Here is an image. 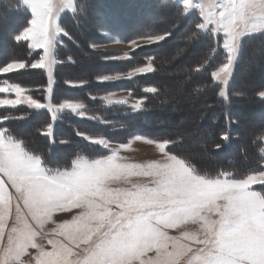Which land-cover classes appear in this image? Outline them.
Returning a JSON list of instances; mask_svg holds the SVG:
<instances>
[{
	"label": "snow or ice",
	"instance_id": "6c2138e0",
	"mask_svg": "<svg viewBox=\"0 0 264 264\" xmlns=\"http://www.w3.org/2000/svg\"><path fill=\"white\" fill-rule=\"evenodd\" d=\"M22 3L32 18L15 39L30 40L33 48L43 49V56L31 67L47 71V102L26 95L19 84H10L0 86V93H14L16 98L0 99V106L46 109L52 120L65 110L84 117L83 103L66 99L57 104L52 98L54 69L59 63L56 49L61 34L69 36L58 21L65 10L82 12L83 5L77 0ZM183 11H198L195 28L201 34L214 40L222 34L227 55L210 75L222 86L219 95L227 99L241 40L264 32V0H184ZM142 39L158 42L165 35ZM131 45L141 46L136 39ZM208 63L210 58L205 67ZM25 67L24 63H9L0 72ZM153 70L149 62L127 76ZM118 78L105 75L100 79ZM146 91L155 93L157 89ZM260 95L264 97V92ZM104 99L109 104H129L124 98ZM142 103L130 106L140 109ZM43 135L54 136L51 123L46 124ZM78 135L109 154L92 159L78 156L69 167L52 168L9 128L0 127V264H31L23 259L30 255L29 249L36 250L35 264H264V192L253 188L264 186V168L241 178L223 171L215 176L201 174L185 159L166 151L169 140L147 141L157 145L161 159L129 163L120 151L130 145L113 146L102 137ZM260 151L264 153V148ZM132 177L147 179L134 181ZM73 208L80 211L71 221L57 223L54 219L57 212ZM49 224L54 227L45 231ZM188 224L198 228L187 231L184 226ZM169 229H177L179 234L170 235ZM38 238L46 239L51 249Z\"/></svg>",
	"mask_w": 264,
	"mask_h": 264
},
{
	"label": "trees",
	"instance_id": "16d2710c",
	"mask_svg": "<svg viewBox=\"0 0 264 264\" xmlns=\"http://www.w3.org/2000/svg\"><path fill=\"white\" fill-rule=\"evenodd\" d=\"M124 1L128 2V4L132 1L131 3L140 5L137 1L141 0ZM108 2V0H77L78 4L83 5V11L66 13L61 17L62 28L69 33V36L63 39L61 45H58L61 63L56 68V83L52 95L54 102L57 104L66 99L84 103L86 113L89 117L80 118L76 114H67L68 116L65 118H60L59 123L54 125V136L51 139V137L40 134V131L43 130L46 124L52 123L51 117L48 114L45 119L37 117L34 114L35 110H33V113L27 111L21 115H9L21 120V122L17 121V123L19 122V129L26 124L25 121L28 118V121L36 119L32 122V129L34 130L33 133L39 136V139L35 141L36 143L34 145L38 150L34 151H38L37 153H40L44 157L47 156L50 160H52L51 153L56 149L62 151L69 148L72 157L78 154L87 155L89 151L93 150V147L89 142L80 138L81 136L78 133H92L87 129L89 128L93 129L96 134L103 135L107 138H109L110 134L117 135L122 133V137H125L124 140L133 135H143L161 141L169 140L171 141L168 145L169 151L191 163L201 174L215 176L223 171L232 173L237 178H241L262 168L264 153L260 150L264 148L262 139L264 138V97H261L260 93L264 92V83L257 85L255 87L256 90L254 89L250 93H247L245 86H243L245 82L242 80V77L249 72L250 66L246 69L244 66L246 60L251 55L255 54L253 56L256 57L259 55L258 59L261 58L264 62V32L243 38L240 57L236 62L230 84L229 96L225 99L219 95L221 86L215 83L210 75L211 71H214L216 67L220 66L226 58V52L221 39L218 36L214 40L210 36L201 34L195 29L196 23L193 17L192 20L188 16L183 17L177 12L178 8L175 6L173 10L177 12V15L169 22V30L162 31V29H165V26L159 22L156 26L159 31L155 30V28L147 35H139L141 37L165 35L164 40L154 44L140 46L133 50L130 53V57L122 60L118 66L110 63L109 59L103 57L109 56L105 52L100 51L101 55H103L102 59L98 57L99 53L93 52L94 48L90 44L94 40L99 41L102 38L99 33L110 27L102 19V15H108L106 14L108 11ZM156 8H159V6L156 5ZM92 11L102 16L101 21L103 26L100 25V28L94 27L90 29L88 28L89 23L87 21H84L83 24L77 22L81 18L82 13L83 16L88 17L89 12ZM6 15L8 18L12 16L13 18L11 20L14 19L17 21V24L16 27H12L15 30L12 33H7V37H5V41L8 43L6 48L11 52L10 54L2 56V50H0V56L3 58L2 64L0 65L4 66L14 61H22L27 66H30L33 61L39 59L35 57L40 51H32L27 41H18L15 37L20 33V30L29 26L31 13L23 5L22 0H0V20H4L3 17ZM1 27H3L2 23L0 24ZM110 30L112 31V27H110ZM182 30L184 32L177 38V33ZM79 31H83L81 37H78ZM112 33L114 34L113 31ZM133 35L136 34L134 33ZM87 37L92 38L93 41L91 40L88 43ZM134 37L129 36L126 39H133ZM174 38L177 40L171 42ZM75 42L82 44L83 49L81 50L82 47L78 48ZM162 48L170 49V52L180 49L184 53L182 56L179 55L171 65H167L166 67V64H163L161 59L164 53V50H161ZM78 50L84 51L82 53L87 55V57L92 56L91 60H89L90 62L98 58L100 60L98 61L99 64L103 66V71L92 72L89 75L83 76L76 75L75 71L71 72L74 74H64V68H74V65L77 63L76 56L80 59ZM196 52L198 55L193 56ZM206 58H210V63H208L207 67H205ZM185 60L187 62L182 66L180 74H177L174 66H179V63ZM149 62L154 69L152 72L137 75L129 81L133 93L143 101L138 111L119 110L121 107L112 106L110 108L107 104L102 103L95 104V97H100L104 93L111 91L108 88H104L105 85L103 84L106 81H99L100 76L106 73L115 74L119 71L130 70L148 64ZM255 64L253 65L254 68L259 69V62L257 61ZM164 68L168 70L172 69L171 73L167 75L164 72L161 73ZM33 69L35 68L22 69L17 71V74L21 78L28 76L22 78L26 82L25 87L30 88L31 95H35L36 91H38V96H40L44 94L47 87L46 77L43 72H37ZM262 73H264V68H262ZM36 74L37 76L33 77ZM79 77H83V79H79ZM171 82L175 83L178 92L165 91V88ZM70 84L79 85L72 87ZM150 87L156 88L157 91L155 93L147 92L146 89ZM249 97L252 106L251 112L254 113V116H257V119L253 120H258V123L254 124L250 122L253 120H248L251 129L248 130V135H246L247 142L240 143L242 132L239 130V126L242 124V120L245 119H242L238 114V105L245 104ZM100 108L103 112H99ZM94 112L96 113L94 114ZM168 112L172 113L169 114ZM95 115L102 116V118L106 116L114 117L108 122L106 120L108 124H105L96 119ZM189 115L191 121L187 122ZM166 116L167 118H165ZM173 116L174 120L170 123L169 120ZM130 121H132V125ZM19 129L16 132L19 133ZM12 133L13 135L15 134L14 131ZM225 134L229 137L227 140L223 139ZM200 135H204L206 140H201L198 144L193 145V140ZM117 140L121 141L119 139ZM233 148H237V153L234 154L232 152ZM199 152L200 154L202 152L204 158L195 156ZM213 153L224 155L225 157L215 159Z\"/></svg>",
	"mask_w": 264,
	"mask_h": 264
},
{
	"label": "rangeland",
	"instance_id": "374dc122",
	"mask_svg": "<svg viewBox=\"0 0 264 264\" xmlns=\"http://www.w3.org/2000/svg\"><path fill=\"white\" fill-rule=\"evenodd\" d=\"M108 1H109L108 5H107L108 11L106 12V14H108V15H102L103 16L102 17V16H99V14H97L96 12L92 11V12H89L90 14L87 17V16H83V13H82L81 18L77 22L83 24L84 21H87L89 23L88 28L93 29L94 27L100 28L101 26H103L102 22H101V20L103 19L106 21L107 25L112 27V31L114 32V34L110 30V27L106 26L109 29H105L104 31H101L102 34H101V32L99 33L100 37H102L99 41H96V40L93 41L92 38L87 37V42L89 43V42H91V40L93 41L90 44V46L94 48L93 52L99 53L98 57H101V59H102L103 55H101L100 51L105 52L109 56H103V57L109 59L110 63L117 65V66H118V64H120V62H122V60L128 59L130 57V53L133 50L139 48V47H136L134 45H131V41L133 39H136L141 46L156 43V42H150V41L144 40L139 35H142V34L147 35L148 33H150V31L152 32L156 28V26L159 22H161L165 26V29H162V31L169 30L168 29L169 22L173 20V18L177 15V12L180 13L183 17L188 16V18H190L191 20L193 17V19L195 20V23H197L200 20L198 11H189L188 13H185L183 11L184 0H141V1H137V2H139L140 5H135V4L131 3L132 1L129 4H128V2H126L124 0H108ZM133 2H135V1H133ZM156 5L159 6V8H156ZM174 6L178 8L177 12L175 10H173ZM29 11H30V9H29ZM99 11H100V9H99ZM30 13H31V11H30ZM67 13H72V12L69 11ZM61 17L59 18V21H58V23L60 25H61V19H62ZM101 17H102V19H101ZM12 18H13L12 16L10 18H8L6 15L3 17L4 20H2V19L0 20V24L1 23L3 24V27L0 28V50H2L1 51L2 56H5L6 54H10V52H11L9 49L6 48L8 43L5 41V37H7V33H9V32L12 33L15 30V29H12V27H16L17 21H15L14 19H13L14 21L11 20ZM31 18H32V13H31ZM30 21H31V19H30ZM29 26H30V22H29ZM61 27H62V25H61ZM184 27H183V30H184ZM10 29H12V30L10 31ZM23 30L24 29L20 30L19 34H21ZM155 30H158V28H156ZM183 30L181 32L177 33V38H179L180 34L182 32H184ZM134 33L136 35H133ZM82 34H83V31H79L78 37H81ZM11 36H13V34H11ZM129 36H135V37L133 39H126V37H129ZM151 36H154V35H151ZM64 38L66 39V37L61 34V36H60L61 43L58 45L62 44ZM219 38L221 39L222 45H223L222 34L219 36ZM176 40L177 39L174 38L173 40H171V42H174ZM242 40H241V43H242ZM29 43L31 45V41ZM75 43L78 46V48L82 47L81 50L83 49L82 44H79V42H75ZM144 43H147V44H144ZM81 50H78V55H79L80 59H78V57L76 56L77 63H76V65H74V68L73 69L64 68L63 69L64 74L65 73L74 74L71 72L75 71L76 75L83 76V75H89L92 72H102L103 66H101V64H99V62H98L100 60H98V58H96L95 61L90 62L89 60H91L92 56L87 57V55L82 53L84 51H81ZM161 50L162 51L164 50L163 51L164 53H163L161 59H162V63L166 64V67H167V65H171L173 63V61L179 55L182 56L184 53L180 49H176V51L173 50V52H170L169 51L170 49H166V48L165 49L162 48ZM38 53H39V55H38ZM38 53H37L35 58L40 59L43 56V49H41L40 52H38ZM59 55L60 54L58 53V46H57L56 57H57V60L59 61V63H57L55 66L54 77H55V73H56V68L61 63V61L59 59ZM197 55L198 54L196 52V54L193 56H197ZM253 55H255V54H253ZM253 55H251V57L246 60L244 67L246 69L248 66H250L249 72H248V74L243 75V77H242V80L245 82V84L243 86H245L247 93H250L254 89L256 90L255 87H257V85H261L264 83V73H262V68H264V62L262 61L263 59H261V58L258 59L259 55H257L258 57L253 56ZM85 56H86V59H85ZM236 59L233 62V66H234ZM2 60H3V58L0 56V64H2L1 63ZM84 60H87V61H84ZM187 60L179 63L180 64L179 66H174L175 67L174 70L177 71V74H180V71L182 70V66H184V63H186ZM37 61H33L31 64L36 63ZM254 61L259 62V69L254 68L253 65H256ZM11 63H24L26 65V67L23 69H27V68L31 67V65L27 66V64L25 62H22V61H17V62L14 61ZM145 65H143V66H145ZM5 66H7V64L4 66L0 65V68H3ZM140 67H142V66H140ZM133 69L125 70V71H121V72L119 71L118 73H115V74H109V73L103 74L102 76L109 75V76H113V77L119 75L120 78L114 79L112 81H106L103 84V85H105L104 88H108L111 91L104 93L100 97L99 96L95 97L94 98V99H96L95 104L96 103L97 104L102 103V104H107L110 108H112V106H118V107H121L119 110L124 109L125 111H127V110L138 111L139 109H134L130 106L132 103L142 101L141 98H139L138 96H136L135 93H133V91L131 90V83L129 82L132 80L133 77H136L137 75H141V74L137 73L132 77L127 76V73L132 71ZM19 70H22V69L13 70L10 73L0 72V86H7L10 84H19L22 88H24L26 90V92H25L26 95L32 94L29 91L30 88L25 87L26 82H24L22 79V78H26L28 76H23L22 78L19 77V74H17V71H19ZM33 70H35L37 72L39 71V72L44 73V75L46 77V81H47L46 86L48 87V76H47L46 69L35 68ZM171 70L172 69L168 70L167 68H164V70L161 73L164 72V74L166 73L165 75H167V74L171 73ZM232 70H233V68H232ZM36 76H37V74L33 75V77H36ZM102 76L99 77V81L101 80L100 78ZM79 79H83V77L82 78L79 77ZM55 83H56V79H55ZM55 83L52 86L53 89H54ZM47 87L45 89L44 94L38 96V93H37L38 91H36L35 95H32V96L34 98L39 99L41 102L46 103L47 102V99H46ZM68 87H71V86H68ZM165 91H167V92H169V91L178 92L177 87L175 86V83H173V82L168 84V86L165 88ZM227 91H228V86H227ZM106 96L110 97L113 101L119 100L121 98L128 99L129 104L128 105L117 104V103L109 104L104 99ZM15 98L16 97H15L14 93H0V99H15ZM52 98H53V95H52ZM63 101L64 100L58 102V104L62 103ZM74 101H76V100H74ZM247 101L245 104L238 105L239 110L237 112L241 116L242 119H245V120H242V124L239 126V130L242 132V134H241L242 139H241V141H239L240 143L241 142L242 143L247 142L246 141V135H248V130L251 129L250 128L251 125L248 124V122H249L248 120L257 119V116L256 115L254 116V113L251 112L252 106L250 103V97L248 98ZM53 102H54V98H53ZM77 102H80V101H77ZM33 110H35L34 114L37 115V117L45 119L47 117V114L51 117V113L46 109L36 110V109L29 108L28 106L23 105V104L15 106V107L0 106V127L9 128L11 130V132L14 131V133H15L14 136H17L18 139L22 138L21 140H23L25 142V144L27 145V147L32 151L38 150L34 145L36 143L35 141H37L39 139V136L34 134L33 133L34 130L32 129V124H33L32 122L36 119L33 118L34 120L31 119L30 121H28L29 120V118H28L25 121L26 124L25 125L21 124L23 126L19 129L18 123L21 122V120L17 119V118L15 119L14 116H16V114L17 115L18 114L19 115L25 114L27 111L33 113ZM177 111H179V110H177ZM177 111H172V112H177ZM185 111H188V110H185ZM99 112H103L101 108H100ZM172 112H168V113L170 114ZM95 113L96 112H94V114ZM67 114L71 115V114H75V113H72L69 110H65L64 112L58 114L57 119L52 120V118H51V120H52L51 124L53 125V131H54V125H57L59 123L58 121H60V118L63 119L66 116H68ZM9 115H14V116H9ZM4 117H9V119L5 121L3 119ZM78 117H80V116H78ZM88 117H89V115L87 113H85V116L80 117V118H88ZM95 117H96V119H98L102 123L108 124L107 122L112 120V118L114 116H112V117L106 116L105 118H102V116L95 115ZM165 118H167V116ZM190 118L191 117L189 115L187 122L191 121ZM106 120H107V122H106ZM126 120L129 121L128 119H126ZM173 120H174V116L169 120L170 123H172ZM17 121H19V122L17 123ZM131 122L132 121H130V124H131ZM250 122L251 123L253 122L255 124V123H258V120H253ZM174 125H176V123H174ZM44 128H45V126H44ZM44 128L42 131H40V134L42 136H45V135H43ZM18 129H19V133L16 132V131H18ZM87 129L89 130V132H92V133L83 132L84 134L92 135L94 137L105 138V139L109 140L113 146H118L120 144L130 145V147L128 149H121V151H120V156L125 158V162L147 163L149 161L159 160L162 158V153L159 151L157 145L154 143H148L147 142L149 140H153V141H157V142H159L161 140L152 139L150 137L143 136V135H135V136L133 135L130 138H127L126 140H124L125 137H122L123 136L122 133H119L117 135H111L110 134L109 138H107V137H104L103 135L96 134L93 129H89V128H87ZM137 136L143 137L144 139H139V140L135 139V137H137ZM52 138L53 137H51V139ZM80 138H82V137H80ZM117 139H119L121 141H118ZM122 139H123V141H122ZM201 140H206V137L204 135H200L199 137L195 138L193 140L194 141L193 145L198 144ZM91 145L93 147V150L89 151L87 155L78 154V155H74L72 157L70 155V149L69 148L62 150V151L60 149H56L53 153H51L52 160H50L47 156L46 157L42 156V159H44L46 161V163L49 167L64 168V167H69L71 165V162L74 159H76L78 156H85V157H88L89 159H92V158H98L100 156L109 154L106 149H103L102 147L96 146L93 144H91ZM166 151H169L168 147L166 148ZM232 152L234 154L237 153V148H233ZM171 153L174 154L173 152H171ZM260 154H261V152H260ZM209 155L212 156L211 154H209ZM195 156L198 158H204V156L202 155V152H201V154H200V152L195 154ZM213 157H215V159H218V158H223L225 156L213 153ZM203 165H204V163H203ZM261 167L264 168V162L262 163ZM251 173H249V174H251ZM132 179L134 181H145L147 178H145V177H132ZM253 188L257 191L264 192V186L253 185ZM79 211H80V209L73 208L67 212H57L54 215V219H56L57 223H60L63 220L71 221L72 217L75 214H77ZM52 227H54V225H51V224L47 225L45 228V231H48V229H50ZM197 228H198V225H193V224H188V225L184 226V229L187 231H190V232L195 231ZM168 231H169L170 235H178L179 234V231L177 229H169ZM52 238L58 239V237H55V236H53ZM38 239H39L40 243H42L46 246V248L51 249V245L47 244L46 239H42V238H38ZM35 252H36L35 249H29L30 255L23 257V259L26 262L31 261V264H35V259H34ZM148 255L152 256V255H154V253H148Z\"/></svg>",
	"mask_w": 264,
	"mask_h": 264
},
{
	"label": "crops",
	"instance_id": "0c3cea01",
	"mask_svg": "<svg viewBox=\"0 0 264 264\" xmlns=\"http://www.w3.org/2000/svg\"><path fill=\"white\" fill-rule=\"evenodd\" d=\"M70 10H65L63 13H61V15H60V17L61 16H63L65 13H67V12H69ZM259 33H261V32H259ZM255 34H257V33H255ZM250 35H253V34H250ZM247 36H249V35H247ZM30 40L29 41H27V43H28V45H29V47L32 49V51H40L41 49H36V48H33L31 45H30ZM225 50V52H226V55H227V51H226V49H224ZM240 50H239V52H238V56H237V59H236V61H235V63H234V66H233V70H232V75H231V78H230V81H229V84H228V96H229V89H230V84H231V80H232V76H233V73H234V69H235V65H236V62H237V60H238V58L240 57ZM54 80H55V77H54ZM216 83V82H215ZM218 84V83H217ZM72 87H74L73 85H75V86H77V85H79V84H70ZM81 85H83V84H81ZM80 85V86H81ZM221 86V85H220ZM73 89V88H72ZM221 89H222V86H221ZM261 96V95H260ZM262 97V96H261ZM81 103V102H80ZM263 142H264V139H263Z\"/></svg>",
	"mask_w": 264,
	"mask_h": 264
},
{
	"label": "water",
	"instance_id": "95a60500",
	"mask_svg": "<svg viewBox=\"0 0 264 264\" xmlns=\"http://www.w3.org/2000/svg\"><path fill=\"white\" fill-rule=\"evenodd\" d=\"M144 44H147V43H144Z\"/></svg>",
	"mask_w": 264,
	"mask_h": 264
},
{
	"label": "bare ground",
	"instance_id": "6f19581e",
	"mask_svg": "<svg viewBox=\"0 0 264 264\" xmlns=\"http://www.w3.org/2000/svg\"><path fill=\"white\" fill-rule=\"evenodd\" d=\"M102 22V21H101Z\"/></svg>",
	"mask_w": 264,
	"mask_h": 264
}]
</instances>
